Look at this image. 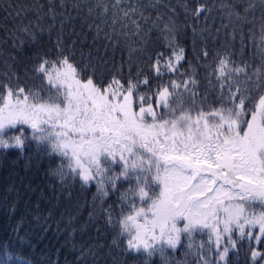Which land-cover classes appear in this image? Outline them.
Instances as JSON below:
<instances>
[{"label":"snow or ice","instance_id":"obj_1","mask_svg":"<svg viewBox=\"0 0 264 264\" xmlns=\"http://www.w3.org/2000/svg\"><path fill=\"white\" fill-rule=\"evenodd\" d=\"M47 2L44 15L37 0L36 20L9 31L13 48L51 36L58 14L56 0ZM237 3L214 5L224 18L215 31L238 36L239 49L229 42L211 53L202 45L187 67L176 8L165 0H71L91 18L87 31L102 54L90 48L77 59L76 41L66 46L58 34L53 48L29 58L23 75L13 53L3 60L0 149L23 152L34 142L37 156L58 160L51 174L62 186H94L89 218L114 230L112 245L131 264H231L230 253L238 259L241 250L247 264H264V0ZM180 7L197 22L212 12L207 3ZM0 11L22 14L11 0ZM44 16L52 21L47 28ZM59 16L62 33L75 17ZM191 28L194 43L210 31ZM154 32L163 51L149 48ZM0 264L30 261L0 244Z\"/></svg>","mask_w":264,"mask_h":264},{"label":"trees","instance_id":"obj_2","mask_svg":"<svg viewBox=\"0 0 264 264\" xmlns=\"http://www.w3.org/2000/svg\"><path fill=\"white\" fill-rule=\"evenodd\" d=\"M8 2L9 0H3L0 7L7 8ZM11 2L20 7L22 14L18 18L14 14L5 18L6 12L0 11V49H3L5 53L3 57H0V70H5L3 60H10L7 53L11 52L17 57L13 67L18 74L23 75L24 67L34 62L29 58L38 51L53 48L58 34L62 35L66 46L71 45L73 40L76 41L73 47L77 59L82 50L86 56L90 48L93 49V55L102 54L95 52L92 33L87 31L86 25L91 22V18L87 17L83 7L79 11L72 8L71 0L64 9L59 7V0L52 5L58 15L56 27L52 30L51 36L45 32L39 36L37 43L26 42L22 48H13L8 33L19 27L21 21L27 23L28 20H36L37 0H11ZM183 2L185 0H179V2L165 0V3L176 8L177 14L174 18L182 28L177 39L178 43L185 48L186 61L183 62L185 67H187V61L197 63L196 54L202 45H206L211 53L229 42L234 49H239L238 36L235 41H231L225 34L229 30L221 29L219 34L215 31L224 22L220 10L214 6L219 3V0H186L190 8L196 7L198 3H207L209 7H212L208 19L201 18L199 22L191 16L186 19V14L180 7V3ZM228 2L237 3V0H228ZM39 3L45 5L40 13L44 15L47 12L48 2L39 0ZM241 3H237L238 8L241 7ZM27 7H32L34 11L24 16L23 12ZM158 10L161 14L168 13V9L163 5L159 6ZM61 11L65 13V16L70 14L75 17L65 23L62 33L59 30V21L63 18L59 16ZM151 11L155 15L156 10ZM255 15L259 17V9L256 10ZM40 23L47 28L52 21L50 17L44 16ZM185 25L189 26L184 27ZM191 25H196L197 28L207 26L210 31L203 34V39L196 37L194 43ZM248 27L251 25H245L246 32ZM85 33L86 40L83 36ZM156 36L155 32L152 33L149 48L163 51V45ZM5 40L8 42L5 43ZM97 46L102 49L103 41H98ZM249 51L245 49L246 58ZM108 55L112 53L109 52ZM116 55L118 57L119 52ZM57 163L58 160L53 157L43 154L37 156L34 142L23 152L19 149H0V244L10 245L14 252L22 255L30 261V264H113L114 257L116 264H122L124 259H128L131 264L132 257L123 256L120 248L112 245L114 230L109 228L103 219L90 220L89 218V212L93 211L91 201L95 187L82 188L80 183L62 186L59 179L51 174V169L55 168ZM112 200H115V196L108 202L111 203ZM96 211L99 212V209ZM45 227L47 231L44 230ZM17 229H19L18 233ZM73 229H75L74 232ZM118 243L123 247L125 241L121 238ZM89 248L94 254L88 253ZM229 259L231 264H247L248 261L244 250H241L238 259L230 253ZM154 264H159L158 258H154Z\"/></svg>","mask_w":264,"mask_h":264}]
</instances>
